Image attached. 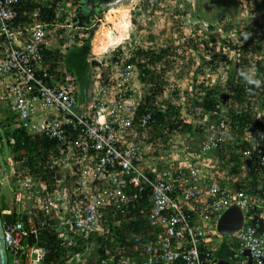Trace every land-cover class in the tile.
Masks as SVG:
<instances>
[{"label":"built area","instance_id":"built-area-1","mask_svg":"<svg viewBox=\"0 0 264 264\" xmlns=\"http://www.w3.org/2000/svg\"><path fill=\"white\" fill-rule=\"evenodd\" d=\"M25 1L0 0V102L12 112L13 129L28 136L22 145L28 139L35 149L21 156L12 151L11 171L0 178V198L2 185H10L13 193L8 212L14 220L3 222L12 263L46 264V244L54 238L65 253L61 262L49 264H218L215 253L222 242L216 222L238 206L247 222L226 243L235 246L238 264H264V184L257 192L242 184L239 173H230L231 155L219 154L226 141L237 138L229 134L227 121L242 105L219 106L214 114L221 122L198 149L171 137L167 144L180 153L164 147L159 151L142 131L155 122L153 107L166 110L163 100L178 104L172 97L176 89L165 85L162 96L149 105L154 86L144 82L139 64L152 65L135 55L134 41L95 51L102 15L79 26L63 0L51 21L40 20L35 8L23 13L31 20L23 23L19 6ZM32 1L48 7V1L56 0ZM90 30L91 67L83 90L66 55L83 44ZM176 53L184 50L177 47ZM257 60L263 63L253 62L249 70L263 85L264 55ZM253 111L264 122V108ZM192 112L182 115L190 121ZM251 134V139L242 137L251 144L242 146V157L249 161L258 153L256 170L264 177V130ZM17 138L8 140L17 144ZM236 183L240 185L233 187ZM255 215L260 224L252 222ZM137 216L146 221L148 236L137 235L132 244L119 241L117 230ZM107 238L110 244L104 245ZM99 248L105 249L104 257Z\"/></svg>","mask_w":264,"mask_h":264},{"label":"trees","instance_id":"trees-1","mask_svg":"<svg viewBox=\"0 0 264 264\" xmlns=\"http://www.w3.org/2000/svg\"><path fill=\"white\" fill-rule=\"evenodd\" d=\"M85 2L86 0H82ZM80 1V5L81 2ZM50 3V6L44 7L42 3L36 4L32 0H28L20 4V16L19 21L23 23L31 22L29 18V14L24 15V12H32L35 8H39L40 11V20L42 21H51L54 16V8L57 6L58 3H62L63 0H56L54 3ZM264 6V0L262 1ZM79 6V5H78ZM95 8H89L86 4H82L80 6L79 11H77L75 16V23L79 26H87L89 24V16L92 14H100L103 13L102 6H98V3H94ZM262 6V5H261ZM260 6V7H261ZM264 18V16H263ZM252 25H246L244 30L239 31V39L232 40V41H224V47L228 49V51H234L236 58H237V65L236 69H231L233 65H235L234 58H228L226 56L220 55L219 57L212 56V58H206V55H200L201 57V64L198 69L189 70L188 76L193 83L197 81V76L202 72L203 64L208 65L209 63L213 64V62H217L219 65H215L214 71L218 74V77L215 81L211 82V79L208 77L205 78L201 83H197L198 89H195L193 84L194 95H191L189 100L184 103L174 104L171 100L164 101L166 102L167 109L166 110H158L157 107H153L155 122L152 126L148 129L142 131L145 135L147 143H153L157 147L163 146L166 149H170L172 145L170 143L167 144L168 140L171 139V135L175 132L179 137L184 139L186 145H188L191 149H198L201 145V142L206 137L208 132L212 133L216 131V128L219 124H214L215 121L213 117L211 118L210 115L213 111L219 110V106L223 105L221 97L227 95L230 97L229 104L235 102L241 106L239 111L231 112V120L227 121V126L229 127L228 132L229 134L234 137L236 136V140H229L226 141L225 147H223L219 154L222 157H228L229 154L231 155L230 162L233 163L230 166V173H243L242 170L245 167L246 161L242 157V149L243 145H249L250 141L246 138L245 141L242 140L244 134L251 139L252 134L254 132L264 130V122L257 118L253 113V108L258 107L260 110L264 108L262 105V100L264 99V84H261V87L256 88L255 85H248L241 77L240 72L245 71L248 72L249 65L252 62L257 61L256 52L263 49V45L261 44V40L264 37V26L261 24L259 20L252 19ZM212 26V25H211ZM226 26L230 29L237 28V25H233V23L228 22ZM256 29V30H255ZM90 36L86 38L82 45L80 46H73L69 49L66 55V61L69 69L75 74V76L79 79L81 87L86 89L89 83V72H90V63L88 61V57L92 52V37L94 35V30L89 31ZM257 34L263 35L259 37ZM210 43L214 42L213 35H210ZM208 40V42H209ZM185 44V43H183ZM185 50L189 57H187V62L189 60L190 66L194 62L193 58H190L191 52L190 49H195L196 51L199 50L197 43L194 41L187 42L184 45ZM135 55L138 57H146L151 68L147 67V64H139L143 73L146 75L142 76L144 82L149 85L152 84L153 88V97L150 98V104L154 103V100L157 96H162V92L164 90L165 85L168 84L166 76L169 75V72H174V61L171 60V55H175V49L173 47L168 48H161L160 51H157L154 48L146 49L144 47H138L136 51H134ZM135 58L133 59V61ZM188 66V65H187ZM228 67L227 70H225ZM157 68H160L158 71ZM219 68H224L223 70H218ZM183 71L180 70V74H176V77L182 78ZM226 73L227 79L222 81L219 77L221 73ZM264 78V71L261 73ZM186 76L184 75L183 78ZM201 89V91H200ZM200 92V93H199ZM190 94V93H189ZM193 94V93H191ZM260 100V101H257ZM228 104V102H227ZM185 107L187 112L190 113L194 110L191 114L194 116V121L189 122L186 118L182 117V109ZM151 108V107H150ZM190 110V111H189ZM248 110V111H247ZM205 117V118H204ZM13 120V116L11 117V121ZM14 123V121H13ZM8 126V130L6 128V133L9 137H18L16 139L17 144H11L8 140V143L15 153H20L21 155L27 154L31 155V153L35 150L32 146L33 143H29V140L26 139V144L22 145V137H28L26 134L20 130H14L10 127V123ZM243 143V144H242ZM262 152H264V148H261ZM252 159L250 161V169L251 172L255 173L257 169V159L259 158V154L255 153L252 155ZM17 158V157H16ZM244 181V180H243ZM242 181V182H243ZM254 183V182H252ZM240 184L236 183L234 186H238ZM247 188V186H245ZM4 199L0 198V208L2 210V220L3 222L10 221L12 215L9 214V208L5 206L3 202ZM14 220V219H13ZM143 234V235H142ZM149 232L146 229V221L142 218L137 216V221L132 223L130 226H122L120 229L117 230L118 240H124L125 242H129L130 244L137 241V235H142L144 237L148 236ZM100 242V241H99ZM104 245L107 243L110 244L109 238L105 239V241H101ZM47 248L49 250L46 264L57 263V261L61 262L62 257L64 255V251L59 250L56 240L51 238V240L47 242ZM235 246L233 244H223L221 248L215 253L216 258L226 261L231 264H237L238 260L234 257V250ZM104 248H99L97 250L98 255L103 256L106 255ZM96 253V254H97ZM59 259V260H58ZM9 264L12 263L11 257H9Z\"/></svg>","mask_w":264,"mask_h":264},{"label":"rangeland","instance_id":"rangeland-1","mask_svg":"<svg viewBox=\"0 0 264 264\" xmlns=\"http://www.w3.org/2000/svg\"><path fill=\"white\" fill-rule=\"evenodd\" d=\"M80 1L82 0H67L63 5L67 10L76 14L82 4H86L93 9L95 8L94 3H98V6H102L103 13L102 24L99 25L97 30L102 26L115 29L114 20H117V17L123 19L122 23L121 21L120 23L129 27V32L125 31L124 35H122V37L127 38L124 39V45L134 41L137 47L154 48L157 51L164 47H173L175 52L177 47L184 50V54L176 53L171 55L170 58L174 61L175 69L174 72L171 70L169 75L166 76L168 85L170 84L176 89L172 97L177 103H184L189 100L191 95L198 93L194 92V90L192 92L193 84L195 89H198L197 83H201L205 78H212L216 75L214 69L217 70L215 68V65H218L217 62H213V64L211 62L208 65L203 64L202 72L197 76L198 80L191 82L187 73L189 70H195L200 67V55H206L208 59L212 58V56L219 57L220 55L229 58L232 55L230 52L226 54L227 49H223L224 41L230 42L240 36L236 34V30L231 31L226 26L222 21L224 17H228L234 26H238V32L244 30L246 25H252V19L262 21L258 12L255 13L256 10L254 8L257 6L258 9H261L258 2L262 3L263 0H246L244 2L243 0H86L85 2L82 1L81 5ZM117 1L120 4H115ZM111 6H118V10H122L119 16L117 13L110 11L112 9ZM94 15L89 16V22L94 18ZM220 23L223 24L221 25ZM212 24L213 26H211ZM210 35H213L214 42L210 43ZM257 35L261 37L260 34ZM95 36L96 34L94 38ZM191 41L197 43V49L199 50L196 51L193 48L192 52L196 54L191 52L190 58H193L194 62L190 66L189 60L187 62L189 55L185 53L187 50H185L184 45ZM261 55H264V51L261 52ZM233 68L235 67L232 66ZM157 69L160 71V68ZM180 70L183 71L181 74H183V77L185 75V78L176 77L177 73L178 75L180 74ZM221 99L225 101L224 96ZM186 109L183 107L184 112ZM11 117L12 112L10 109L4 102H0V178L4 177V173L11 171L9 160L12 149L8 143V134L5 131L6 128L8 130L7 125L9 123L10 127H14ZM171 137L179 136L173 132ZM160 148H163V146L159 147V151H161ZM12 195L10 185L1 186V197L4 199L1 202L9 209L14 206Z\"/></svg>","mask_w":264,"mask_h":264},{"label":"clouds","instance_id":"clouds-1","mask_svg":"<svg viewBox=\"0 0 264 264\" xmlns=\"http://www.w3.org/2000/svg\"><path fill=\"white\" fill-rule=\"evenodd\" d=\"M243 1H246V0H243ZM117 3V2H116ZM115 3V4H116ZM258 4H259V7L260 8H263L264 6H263V3H259L258 2ZM257 8V6L254 8L255 10H256V12L259 10L258 8ZM258 15H259V13H258ZM263 15V14H262ZM225 18V17H224ZM261 23H262V25H263V22L261 21ZM264 26V25H263ZM264 29V28H263ZM236 34L237 35H239V32H238V29L236 28ZM261 35V34H260ZM263 35H261V37H262ZM239 38H237V39H235V40H238ZM234 40V39H233ZM261 44L263 45V49H261V50H259L258 52H256L257 53V55L259 56L260 54H261V52L262 51H264V37L262 38V40H261ZM94 45V44H93ZM95 49V48H94ZM223 49L224 50H226L227 48L226 47H223ZM228 52H230V54H232L229 58L231 59V58H234V61H235V65H233V67H238V63H237V58H236V55H235V52L234 51H228V49H227V52H226V54H228ZM259 65L260 64H262L263 62L262 61H256ZM253 63V62H252ZM251 63V64H252ZM250 66V65H249ZM236 68H233V69H236ZM224 69V68H223ZM222 68H219L218 70H223ZM228 69V67L225 69V70H227ZM232 69V67H230V70ZM215 74H216V72H215ZM225 74L226 73H221L220 75H219V77H220V79L222 80V81H225L226 79H227V75H226V79H224L225 78ZM240 75H241V77L244 79V81L246 82V84H248V85H255L256 86V88H259V87H261V84H262V81H261V79H257V78H255V75H254V73L253 72H251V71H248V72H245V71H241L240 72ZM217 77H218V74H216V75H214V77H209L210 79H211V82H213V81H215L216 79H217ZM263 77V76H262ZM224 98H225V101H221L222 102V104L223 105H221L220 107H222V106H228L229 105V101H230V97L229 96H227V95H224ZM222 100V99H221ZM257 101H260V100H257ZM227 102H228V104H227ZM182 112L184 113V111H183V109H182ZM187 112V110H185V113ZM182 117L183 118H186V119H188V117L186 116V115H182ZM210 117L212 118L213 117V120L215 121V123L214 124H219L221 121V119H220V117H219V115H217V114H214V111L212 112V114L210 115ZM188 121V120H187ZM194 121V116H192V118H191V120L189 121V122H193ZM261 131V130H260ZM260 131H257L256 132V134L258 133V132H260ZM256 134L253 136V142L255 143V142H257V136H256ZM177 138V137H176ZM178 139V141L179 142H181V140H182V138L181 137H179V138H177ZM180 144V143H179ZM178 144V145H179ZM180 146V145H179ZM178 150V152L180 153V150H179V147H177V148H175V147H171V149H170V152H173V151H175V150ZM182 152V151H181ZM184 153L185 152H182V156H186V155H184ZM246 161V164H245V167H244V169L242 170V172L243 173H239V179H240V181H241V183L242 184H247L248 186H250L251 188H252V190L253 191H255V192H257V187H258V185H260V184H264V177H262L261 175L259 176L258 175V172H257V170H256V172L255 173H253V172H251V169H250V166H249V164H250V161H251V159L249 160V161H247V159L245 160ZM244 180V181H243ZM243 181V182H242ZM252 182H254V183H252ZM245 213V212H244ZM244 217H245V223L247 222V220H246V214L244 215ZM257 217V221H255V218ZM218 221V220H217ZM252 222L254 223V224H260V219H259V217H258V215H255L254 217H253V220H252ZM216 225H217V222H216ZM216 225H215V228H216ZM244 226H245V224H244ZM243 226V227H244ZM241 230V229H240ZM239 230V231H240ZM238 231V232H239ZM217 232V231H216ZM237 232V233H238ZM236 233V234H237ZM235 234V235H236ZM235 235H233V236H228V237H226V238H222V237H220L219 235H218V233H217V239H219V241H221L222 242V245L223 244H226L227 245V243L226 242H228V240H230L231 238H233ZM229 243V242H228ZM221 245V246H222ZM229 245V244H228ZM221 248V247H220ZM218 259V258H217ZM219 261H220V259H218V263H219ZM238 263H239V261H238ZM237 263V264H238Z\"/></svg>","mask_w":264,"mask_h":264},{"label":"water","instance_id":"water-1","mask_svg":"<svg viewBox=\"0 0 264 264\" xmlns=\"http://www.w3.org/2000/svg\"><path fill=\"white\" fill-rule=\"evenodd\" d=\"M118 3V2H117ZM116 3V4H117ZM245 213L238 206H232L227 209L218 218L216 231L222 238L235 235L245 224ZM257 221V217L255 218ZM0 264H9L8 251L6 248L3 220L0 209ZM218 264H231L220 260Z\"/></svg>","mask_w":264,"mask_h":264},{"label":"bare ground","instance_id":"bare-ground-1","mask_svg":"<svg viewBox=\"0 0 264 264\" xmlns=\"http://www.w3.org/2000/svg\"><path fill=\"white\" fill-rule=\"evenodd\" d=\"M118 4H120L118 2ZM118 6H111V12L113 13H117V15L119 16V14L121 13L122 10H118L117 8ZM117 20L115 21V29H109L106 28L104 26H102L99 30H97L96 36L94 38V48L95 50L98 51H105L106 49H108L109 47H116L119 44L122 43V41L124 39H127L126 37H122V35H124L125 31L129 32V27L122 25V21L123 19H119V17H117ZM112 21V22H114ZM121 21V23H120ZM121 26L123 31L121 32ZM120 29V31H119Z\"/></svg>","mask_w":264,"mask_h":264},{"label":"crops","instance_id":"crops-1","mask_svg":"<svg viewBox=\"0 0 264 264\" xmlns=\"http://www.w3.org/2000/svg\"><path fill=\"white\" fill-rule=\"evenodd\" d=\"M244 2V1H243ZM247 7V6H246ZM263 11H264V7L263 8H261V9H259L257 12L259 13V17L261 18V20H262V22H263V25H264V18H263V16L264 15H262L263 14ZM257 12H255V13H257ZM244 15V14H243ZM93 43H94V41H93ZM96 51V50H95Z\"/></svg>","mask_w":264,"mask_h":264},{"label":"flooded vegetation","instance_id":"flooded-vegetation-1","mask_svg":"<svg viewBox=\"0 0 264 264\" xmlns=\"http://www.w3.org/2000/svg\"><path fill=\"white\" fill-rule=\"evenodd\" d=\"M1 209V208H0ZM1 215H2V210H1Z\"/></svg>","mask_w":264,"mask_h":264}]
</instances>
